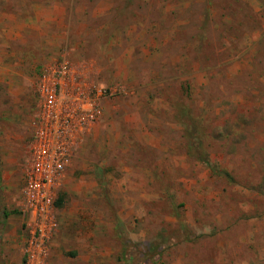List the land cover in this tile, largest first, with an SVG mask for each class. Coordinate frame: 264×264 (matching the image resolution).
<instances>
[{"label":"rangeland","instance_id":"obj_1","mask_svg":"<svg viewBox=\"0 0 264 264\" xmlns=\"http://www.w3.org/2000/svg\"><path fill=\"white\" fill-rule=\"evenodd\" d=\"M62 59L114 90L46 264H264V0H0V264L22 262L35 86Z\"/></svg>","mask_w":264,"mask_h":264},{"label":"built area","instance_id":"obj_2","mask_svg":"<svg viewBox=\"0 0 264 264\" xmlns=\"http://www.w3.org/2000/svg\"><path fill=\"white\" fill-rule=\"evenodd\" d=\"M36 104L21 187L28 236L22 264H46L57 221L55 199L79 142L102 116L101 102L114 88L88 83L62 59L37 78Z\"/></svg>","mask_w":264,"mask_h":264},{"label":"trees","instance_id":"obj_3","mask_svg":"<svg viewBox=\"0 0 264 264\" xmlns=\"http://www.w3.org/2000/svg\"><path fill=\"white\" fill-rule=\"evenodd\" d=\"M201 160L204 164L208 165L212 170H216L215 166H213L210 161L208 160V158L206 156L201 157ZM219 174L224 175L226 178L228 179H232L231 175L229 173H227L224 170H216ZM62 204V197L59 196L57 197V199L55 200V205L56 206H60ZM4 217H6V213H4Z\"/></svg>","mask_w":264,"mask_h":264},{"label":"crops","instance_id":"obj_4","mask_svg":"<svg viewBox=\"0 0 264 264\" xmlns=\"http://www.w3.org/2000/svg\"><path fill=\"white\" fill-rule=\"evenodd\" d=\"M58 195V194H57ZM57 197L58 196H56V199H57ZM55 199V200H56ZM55 209H56V206H55ZM4 213H6V217L8 216V213L7 212H4ZM4 213H3V211L2 212H0V215H3V217H4ZM6 217H4V218H6ZM24 217H26L25 216V214H24ZM27 239V238H26ZM25 242H26V240L24 241V244H23V246L25 245ZM23 249H24V247H23ZM23 253H24V250H22V261H23ZM21 264H22V262H21Z\"/></svg>","mask_w":264,"mask_h":264}]
</instances>
